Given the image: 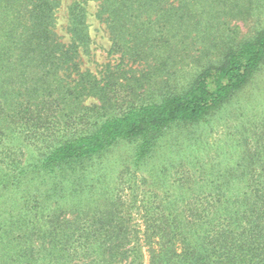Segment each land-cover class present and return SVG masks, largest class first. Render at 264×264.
Wrapping results in <instances>:
<instances>
[{
  "label": "trees",
  "instance_id": "1",
  "mask_svg": "<svg viewBox=\"0 0 264 264\" xmlns=\"http://www.w3.org/2000/svg\"><path fill=\"white\" fill-rule=\"evenodd\" d=\"M89 1L69 6L66 43L57 30L61 0H0V264H264V127L257 144L240 132L234 147L243 153L234 164L213 165L210 174L201 163V187L208 191L165 197L158 209L150 208L143 233L114 205L86 223L79 213L73 222L63 219L88 200L99 155L134 143L135 164H147L156 175L174 128L199 129L241 100L264 65V29L222 44L218 62L202 67L181 91L131 105L94 130L45 145L36 157L30 152L23 161L11 153L17 133L46 142V133L62 123L56 112L49 114L55 103L50 92L109 99L110 84L80 68ZM94 1L113 48L131 39L169 49L179 36L180 43L196 38L208 50L213 39L207 31L220 26L213 22L240 13L247 0ZM73 73L79 75L74 85L65 80Z\"/></svg>",
  "mask_w": 264,
  "mask_h": 264
},
{
  "label": "rangeland",
  "instance_id": "2",
  "mask_svg": "<svg viewBox=\"0 0 264 264\" xmlns=\"http://www.w3.org/2000/svg\"><path fill=\"white\" fill-rule=\"evenodd\" d=\"M74 1L77 0H61L56 13L57 30L66 43L70 41V33L67 31L69 6ZM98 4L94 0L88 2L90 16L87 23L90 34L87 44L79 49L80 68L81 72L90 70L102 85L110 84L107 89L109 99L94 95L75 97L68 93L60 95L50 92L48 98L55 103L51 104L49 114L56 112L62 118V123L59 124L61 121L58 120L55 132L46 133V142L36 143L30 138H19L17 133L16 147L11 153H15L14 156L23 161L29 158L30 152L35 157L42 153L47 144L96 129L102 121L125 111L131 105L161 100L171 92L183 90L202 67L210 61L218 62L220 49L225 46L222 44L231 40L236 43L253 38L259 30L264 29V0H247L240 13L220 16L213 22H219L220 26H213L207 34L210 33L209 37L218 46L207 41L208 50L196 38L180 43L179 36L172 40L173 46L168 47L169 49L154 48L148 43L137 45L131 39L113 48L106 24L95 15ZM234 10L240 11L238 8ZM66 79L74 85L79 75L73 73ZM248 90L241 95V100L227 106L226 110L201 128L198 129L197 125L174 128L170 136L172 144L165 146L163 157L162 153L158 157L156 164L159 168L156 175L147 164H135L134 143L121 142L99 155L95 159L98 172L93 175L96 177L94 184L91 191H88L89 194L84 196L88 200L83 201V206L76 211L70 210L63 214V219L73 222L77 220L79 213L86 223L95 212L99 215L104 208L114 205L126 217L129 225L143 233L149 221V211L154 210L150 208L158 209V203L165 197L184 194L191 198L200 191H208L206 187H201V163H205L210 174L209 169L213 165L221 168L227 164L232 165L243 153L241 146L238 147L239 151L234 147L236 141L243 139H240V132L247 131L250 144H257L258 134L262 133L264 65ZM57 99L59 103L56 102ZM20 129L21 127L18 131ZM3 155H0V165L4 166ZM93 165L95 166L94 162ZM183 203L179 199L178 206L183 207ZM89 211L92 214L86 218L84 214ZM46 214L48 212L45 213L47 218ZM117 264L131 263L125 260Z\"/></svg>",
  "mask_w": 264,
  "mask_h": 264
}]
</instances>
